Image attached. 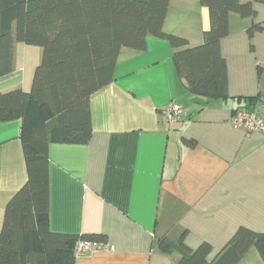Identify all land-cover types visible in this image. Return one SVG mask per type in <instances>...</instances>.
<instances>
[{
	"label": "crops",
	"instance_id": "0c3cea01",
	"mask_svg": "<svg viewBox=\"0 0 264 264\" xmlns=\"http://www.w3.org/2000/svg\"><path fill=\"white\" fill-rule=\"evenodd\" d=\"M252 6V19L230 14L219 43L224 97L191 94L168 42L149 37L144 52L121 50L113 81L90 97L89 142L49 145L50 231L101 235L108 245L74 264H175L178 255L158 245L184 233L189 249L208 243L212 260L239 227L264 233V132L229 124L247 98L258 97L264 110V4ZM208 26L198 0H170L164 32L195 47ZM40 59L39 47L15 43L0 92H29ZM171 102L184 116L168 124ZM20 131V120L0 122V230L6 204L27 179ZM238 264L263 263L251 248Z\"/></svg>",
	"mask_w": 264,
	"mask_h": 264
},
{
	"label": "trees",
	"instance_id": "16d2710c",
	"mask_svg": "<svg viewBox=\"0 0 264 264\" xmlns=\"http://www.w3.org/2000/svg\"><path fill=\"white\" fill-rule=\"evenodd\" d=\"M170 0H0V77L12 71L15 43L41 49L29 92H0V122L21 121L20 141L27 179L4 209L0 264H74L81 240L103 236L53 233L49 229L48 147L86 145L91 137L90 97L108 86L122 49L144 52L147 38L168 42L172 65L187 90L205 98L224 97L226 65L219 43L228 35L229 16H256L252 3L264 0H198L209 26L202 43L163 31ZM255 26L248 30L250 36ZM248 105L258 97L245 99ZM193 146L192 141H184ZM185 234V233H184ZM161 241L163 252L178 255L175 264H238L254 248L264 264V233L239 227L209 260L211 246L192 250Z\"/></svg>",
	"mask_w": 264,
	"mask_h": 264
},
{
	"label": "built area",
	"instance_id": "2783aa9c",
	"mask_svg": "<svg viewBox=\"0 0 264 264\" xmlns=\"http://www.w3.org/2000/svg\"><path fill=\"white\" fill-rule=\"evenodd\" d=\"M164 114L166 122L172 124L181 121L184 110L180 105L171 102L166 107ZM229 124L232 128L243 130L248 134L262 133L264 132V110L259 103L235 110L230 116ZM106 249H108V245L105 242L79 239L74 245L73 252L77 258Z\"/></svg>",
	"mask_w": 264,
	"mask_h": 264
}]
</instances>
